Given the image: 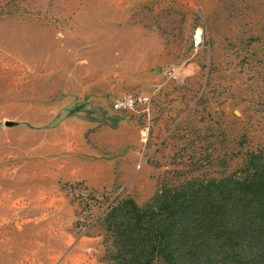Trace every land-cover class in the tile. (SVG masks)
I'll return each instance as SVG.
<instances>
[{"label": "rangeland", "instance_id": "374dc122", "mask_svg": "<svg viewBox=\"0 0 264 264\" xmlns=\"http://www.w3.org/2000/svg\"><path fill=\"white\" fill-rule=\"evenodd\" d=\"M252 151L264 0H0V264H110V201Z\"/></svg>", "mask_w": 264, "mask_h": 264}, {"label": "trees", "instance_id": "16d2710c", "mask_svg": "<svg viewBox=\"0 0 264 264\" xmlns=\"http://www.w3.org/2000/svg\"><path fill=\"white\" fill-rule=\"evenodd\" d=\"M110 264H264V152L218 179L115 198L100 220Z\"/></svg>", "mask_w": 264, "mask_h": 264}, {"label": "built area", "instance_id": "2783aa9c", "mask_svg": "<svg viewBox=\"0 0 264 264\" xmlns=\"http://www.w3.org/2000/svg\"><path fill=\"white\" fill-rule=\"evenodd\" d=\"M149 98L146 96H139L138 98L124 97L113 104L115 109H129L133 108L137 103L146 104Z\"/></svg>", "mask_w": 264, "mask_h": 264}, {"label": "water", "instance_id": "95a60500", "mask_svg": "<svg viewBox=\"0 0 264 264\" xmlns=\"http://www.w3.org/2000/svg\"><path fill=\"white\" fill-rule=\"evenodd\" d=\"M15 124H16V122L11 121V120H5V121H4V125H5V126H13V125H15Z\"/></svg>", "mask_w": 264, "mask_h": 264}]
</instances>
